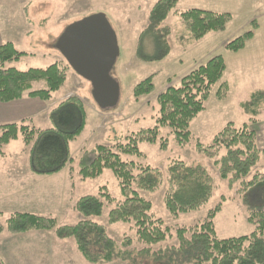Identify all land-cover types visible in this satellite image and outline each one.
Returning <instances> with one entry per match:
<instances>
[{"label": "trees", "instance_id": "16d2710c", "mask_svg": "<svg viewBox=\"0 0 264 264\" xmlns=\"http://www.w3.org/2000/svg\"><path fill=\"white\" fill-rule=\"evenodd\" d=\"M179 1L158 0L153 5L148 23L139 34L136 48L139 59L159 61L170 54L169 36L172 29L165 21ZM231 20L232 15L228 12L199 8L187 10L182 13V23L188 33L183 44L190 45L210 32L225 31ZM251 24L250 30L229 41L226 48L232 52L244 49L259 28L257 21ZM24 54L13 42L0 45L1 102L18 100L27 91L30 97L47 101L67 79V67L61 63L28 70H18L9 65ZM226 67L224 57L216 55L184 75L179 86L170 85L159 93L156 97L159 104L157 125L130 135L126 143L118 144L120 151L141 156V142H159L162 150H169L170 140L159 136L161 126L172 128L174 142L178 146L187 145L192 135L191 123L205 109V102L213 86L222 79ZM38 81H45L46 88L32 90L33 83ZM155 89L153 76H150L134 87L133 94L139 98L152 94ZM228 90V83H222L217 91L218 99H225ZM240 106L248 118L247 122L241 126L229 122L210 144L197 142L196 146L199 152L213 160L220 177L228 180L230 186L241 181L249 189L260 177L255 175L249 181H245V178L264 159V149L258 146L256 133L250 128V124L257 122L264 114V90H253ZM48 118L51 126L44 129L16 122L0 126L1 147L22 134L25 144L29 146L30 169L37 175L56 174L72 161L70 144L86 125L85 104L79 96L71 95L52 108ZM78 167L84 179L96 178L105 168L112 169L119 180L124 200L110 210L108 222H134L136 238L128 236L118 244L108 234L105 224L92 219L103 215L105 202L102 198L113 200L108 192L101 197L85 195L76 201L74 208L83 216L77 224L59 225L56 218L51 216L17 212L6 223L0 221V234L5 231L19 234L31 230H53L60 239L74 238L83 257L97 264L117 260L126 264H264V210L252 211L249 221L255 223L256 229L247 235L217 237L213 220L221 210V204L212 209L202 223L179 227L173 234L164 226L163 220L152 213V202L139 194L140 191L155 192L167 182L164 199L172 214L198 209L207 204L217 190L215 179L206 166L176 158L169 163L166 175L161 168L151 165L141 167L136 172L138 167L135 161H125L112 147L100 144L83 152ZM174 237L178 240L177 244L160 245ZM135 242L143 247L135 248ZM156 245L159 246L155 249Z\"/></svg>", "mask_w": 264, "mask_h": 264}, {"label": "rangeland", "instance_id": "374dc122", "mask_svg": "<svg viewBox=\"0 0 264 264\" xmlns=\"http://www.w3.org/2000/svg\"><path fill=\"white\" fill-rule=\"evenodd\" d=\"M157 1L0 0V45L13 42L18 50L25 52L20 59L9 65L18 70L46 68L54 63H61L67 67L65 83L49 100L31 98L34 101L32 103L40 102L41 108L27 106L29 101L21 104L18 109L20 110L18 123L44 129L49 123L48 109L54 108L69 94L70 96L74 93L84 94L86 97V125L70 144L72 161L67 166L66 175L71 177L72 183L67 191V199L63 202L65 212L63 214L58 212V218L55 215L51 217L56 218L59 225L77 224L80 221L79 213L73 207L76 201L85 195L101 197L103 193L108 192L113 200L102 198L105 202L104 211L101 217H96L97 220L106 225L108 234L118 244L128 236L136 238L134 222L115 224L108 222L110 210L124 200L119 180L112 169L105 168L99 176L89 179L82 178L78 172V162L83 152L102 144L119 152L123 160L135 161L138 167L136 172L141 167L151 165L161 168L166 175L169 163L176 158L201 164L209 169L217 186L215 196L207 204L192 211L174 215L167 209L164 199L167 182L155 192H139L142 197L152 202V213L155 217L161 218L164 226L173 234L179 227H192L202 223L218 204H221L222 208L213 220L217 237L230 238L250 234L256 229L255 223L249 221L252 211L264 210V159L245 178V181H249L258 175L260 179L257 183L249 189L241 181L230 186L228 180L220 177L213 160L199 152L196 144L197 142L210 144L214 136L229 122L237 126L247 122L248 118L242 111L240 103L247 100L253 90H264V0H180L165 21L172 29L169 36L170 54L165 59L146 62L137 57L136 48L139 34L146 27L149 12ZM192 8L228 12L231 13L232 20L225 31L210 32L200 40L185 46L183 41L188 33L182 23V13ZM93 13L106 15L117 33L120 48L111 72L120 83V101L116 107L106 110L99 108L95 103L91 84L69 68L65 58L55 48L56 40L70 23ZM254 20L258 22L259 28L255 37L247 42L246 47L238 52L227 49L226 44L250 30ZM216 55L224 57L227 67L220 82L213 86L210 97L205 102V109L191 123L190 142L183 147L178 146L174 142L172 128L161 126L159 136L170 140L169 150H162L159 142H141L139 143L141 156L123 154L118 144L126 143L130 135L157 125L159 116L157 95L170 85L179 86L184 75ZM150 76H153L155 91L150 95L136 98L133 94L134 87ZM224 82L228 83L229 90L227 97L220 100L217 91ZM44 88L45 81H38L33 83L32 90ZM24 95L25 100L29 99L27 93ZM258 123L264 125V114L257 122L250 124V128L256 133L258 146L264 149V135L262 134V143L259 144L254 129V125ZM24 145L23 136L20 134L17 140L11 141L10 151L23 150ZM7 218L8 216L0 215L3 223L7 222ZM177 243L178 240L174 237L160 245ZM134 247L140 249L143 245L135 242ZM76 256L89 262L78 249ZM107 264L126 262L117 260Z\"/></svg>", "mask_w": 264, "mask_h": 264}, {"label": "crops", "instance_id": "0c3cea01", "mask_svg": "<svg viewBox=\"0 0 264 264\" xmlns=\"http://www.w3.org/2000/svg\"><path fill=\"white\" fill-rule=\"evenodd\" d=\"M26 93L29 96V92ZM69 96L70 94L63 100ZM78 96L86 106L84 94ZM28 98L25 100L23 95L11 102L0 101V126L18 123L20 113L18 109L26 101H29L27 106L42 107L40 102L32 103L34 102L31 100L32 97ZM51 109H48V114ZM35 115L36 113L33 118ZM49 124L50 120L45 128L50 127ZM254 127L261 144L264 125L258 123ZM10 143L11 141L0 146V215L9 218L17 212H28L47 217L55 215L58 218V212L62 214L65 212L63 202L67 199V191L72 183L71 177L66 175L68 167L53 175H37L29 166V146L24 142L23 150L13 152L10 151ZM78 218L81 220L83 216L79 214ZM92 219L97 220L96 217ZM76 249L74 238L60 239L53 230H31L19 234L5 231L0 234L2 264H89L76 256Z\"/></svg>", "mask_w": 264, "mask_h": 264}, {"label": "water", "instance_id": "95a60500", "mask_svg": "<svg viewBox=\"0 0 264 264\" xmlns=\"http://www.w3.org/2000/svg\"><path fill=\"white\" fill-rule=\"evenodd\" d=\"M55 48L91 84L99 108L106 110L119 104L120 83L111 72L120 48L117 33L105 14L93 13L70 23L56 40Z\"/></svg>", "mask_w": 264, "mask_h": 264}]
</instances>
